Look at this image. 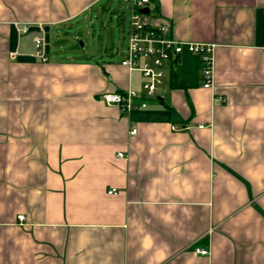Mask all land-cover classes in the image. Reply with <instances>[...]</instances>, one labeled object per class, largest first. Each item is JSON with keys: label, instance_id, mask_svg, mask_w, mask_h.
I'll list each match as a JSON object with an SVG mask.
<instances>
[{"label": "crops", "instance_id": "obj_1", "mask_svg": "<svg viewBox=\"0 0 264 264\" xmlns=\"http://www.w3.org/2000/svg\"><path fill=\"white\" fill-rule=\"evenodd\" d=\"M110 4L0 0V264H264V0H151L168 37L214 44L212 87L185 49L153 97L128 41L36 55ZM128 89L130 112L102 99Z\"/></svg>", "mask_w": 264, "mask_h": 264}, {"label": "built area", "instance_id": "obj_2", "mask_svg": "<svg viewBox=\"0 0 264 264\" xmlns=\"http://www.w3.org/2000/svg\"><path fill=\"white\" fill-rule=\"evenodd\" d=\"M130 5V20L128 32V46L121 64L129 70H139L147 79L143 90L148 97L156 95L157 89L163 83L164 72L169 62L176 59L185 49L199 55L202 65L203 86H213L214 77V44L201 42H184L166 35L165 27L158 24L150 7L151 0H127ZM148 7L149 13L141 10ZM36 55L43 61L48 60L46 55V40L44 36H36ZM140 94L133 89L121 92H107L102 95L105 103L116 106L122 113L130 112L137 107L136 100ZM147 106L146 102L141 104ZM203 127V125H200ZM177 129V127H173ZM134 128L131 134H136ZM120 156L123 153H119ZM117 189L109 190V193ZM20 218H23L20 216ZM197 252L207 255L208 249H197Z\"/></svg>", "mask_w": 264, "mask_h": 264}, {"label": "rangeland", "instance_id": "obj_3", "mask_svg": "<svg viewBox=\"0 0 264 264\" xmlns=\"http://www.w3.org/2000/svg\"><path fill=\"white\" fill-rule=\"evenodd\" d=\"M129 5L127 1L111 0L110 7L104 16H98L95 12L92 16L89 11L86 17L81 16L78 19L52 26L45 33V40L51 46L57 44L65 46L53 47V54L61 58L67 54L77 59H83L86 54L99 57L101 47L121 49L128 41ZM112 57L116 60L120 58L116 53Z\"/></svg>", "mask_w": 264, "mask_h": 264}, {"label": "water", "instance_id": "obj_4", "mask_svg": "<svg viewBox=\"0 0 264 264\" xmlns=\"http://www.w3.org/2000/svg\"><path fill=\"white\" fill-rule=\"evenodd\" d=\"M141 11L144 12V13H149V12H150V9H149L148 7H146V8H143ZM41 30H42V29H41V27H39V26H32V27L29 28V31H30V32H33V31H37V32H39V31H41ZM48 30H49V27H46V28H45V31H48Z\"/></svg>", "mask_w": 264, "mask_h": 264}]
</instances>
